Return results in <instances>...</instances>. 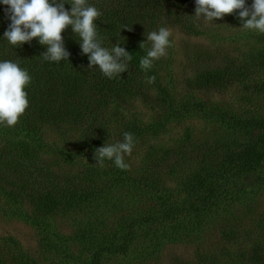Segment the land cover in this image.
Instances as JSON below:
<instances>
[{
  "label": "trees",
  "instance_id": "obj_1",
  "mask_svg": "<svg viewBox=\"0 0 264 264\" xmlns=\"http://www.w3.org/2000/svg\"><path fill=\"white\" fill-rule=\"evenodd\" d=\"M249 1L246 4L250 7ZM70 3L71 0H66L64 4L68 11ZM87 3L102 13L95 21L102 46L111 49L119 42L132 54L128 70L121 76L108 79L98 67L88 69V57L81 54L79 37L71 26L62 33L70 53L68 61L43 60L40 55L47 49L36 38L19 47L11 45L4 38L11 23L6 14L8 6L0 2V62H18L32 78L25 88L29 100L25 114L13 127L0 126V214L21 220L36 230L42 240L41 253L53 252L58 256L49 264H64L65 257L81 260L85 254L89 258L86 264H97L105 254L126 251L138 227H151L155 223L166 224L164 235L174 236L181 230L189 237L210 219H224L226 214H233L229 203L223 200L236 199L243 189L231 184V180L251 171L258 181L263 177L264 117L253 119L248 140H241L245 133L243 119L228 122L215 109L183 101L163 81L171 71L164 60L172 57V53L168 51L166 57L154 61L148 71L140 67V59L151 48V42L146 41L151 31L167 27L189 36L209 38L216 30V21L205 22L193 16L195 0H87ZM228 16L239 20L237 14ZM142 41L143 49L139 47ZM194 55L188 59L198 57ZM228 70L229 65L217 71L206 69L189 84L194 89L218 87L216 77L222 80L237 75ZM151 76H155V82L149 84L146 77ZM145 87L159 95L166 110L165 118L181 117L198 109L204 116L220 118L230 126L227 131L230 134L232 130L233 144L217 141L203 145L206 150L214 147L216 166L212 152L204 151L195 163L208 162L209 166L192 165L186 169L182 163L193 159L180 148L172 151L175 158L166 171H160L166 151L151 160L139 175L121 170L109 160H105L102 168L95 165V149L108 143L113 134L112 143L122 141L125 132L134 134L136 140L157 132L163 124L162 120L143 124L125 117V104L140 96ZM52 132L57 139L51 138ZM50 153L56 154L54 161L47 159ZM163 174L181 177L187 197L184 203L177 206L179 194L165 186ZM59 215L73 216L68 235L58 230L55 220L61 218ZM227 227L222 231L225 237L232 234ZM4 240L0 264H39L17 239ZM263 247H254L252 257L262 256Z\"/></svg>",
  "mask_w": 264,
  "mask_h": 264
},
{
  "label": "rangeland",
  "instance_id": "obj_2",
  "mask_svg": "<svg viewBox=\"0 0 264 264\" xmlns=\"http://www.w3.org/2000/svg\"><path fill=\"white\" fill-rule=\"evenodd\" d=\"M249 3L251 6L253 0ZM215 21L216 30L209 38L201 35L189 36L179 29H171L173 46L171 50L167 49V53L168 51L169 54L172 53V57L167 56L164 60L166 65L171 67V71L163 81L169 83L173 92L183 101L196 102L208 109H215L224 114L228 122L243 119L245 133L241 140H248L251 121L264 117V34L244 29L240 20L228 15L223 19L214 20V23ZM193 54L198 57L188 59ZM225 65H229L228 73L234 71L237 75L227 76L222 80L216 77V81L220 83L218 87L194 89V86L189 84L201 71L206 69L217 71ZM125 109L126 119L135 118L143 124L163 121L157 132L137 138L131 155L125 156L124 159L129 165L128 170L132 175H139L151 160L165 151L163 168L161 167L160 171H166L175 158L172 151L178 148L193 159L191 162L187 160L182 163L186 169L192 165L209 166L208 162L195 163L204 151L212 152L211 159L216 166L217 154L214 147L206 150L203 145L217 144V141L218 144L223 141L233 144L232 130L230 134L227 131L231 129L230 126L227 127L220 118L218 120L204 116L205 113L198 109L181 117L165 118L166 110L163 103L150 87H145L140 96L126 103ZM50 136L52 139L58 138L54 133ZM114 140L113 134L108 143ZM217 149L221 150L219 147ZM55 155L50 153L47 159L54 161ZM186 169L184 173L187 172ZM261 169L263 177L260 181L253 171L245 172L230 181L231 184L233 182L235 186L243 189L236 199L231 197L229 200H223L229 203L234 215L228 213L224 219L212 218L202 225L201 230L196 229V233L189 237H185L181 230L174 236L164 235L165 223H155L146 228L138 227L126 251L105 254L97 264H264V247L262 256L252 257L254 247L264 246V165ZM162 176L165 186L178 192L177 206L184 203L187 197L180 181L181 177L175 175L172 177L171 174ZM59 217L61 218L55 220L58 223V230L61 234L68 235L72 229L70 219L73 216ZM225 226L232 232L229 237L222 234ZM8 237L17 239L23 250L39 260V264H49L58 259L53 252L41 253L42 240L32 226L0 214V246L6 242L4 238ZM73 252L75 255L78 253L76 247L73 248ZM81 258L77 260L65 257L62 262L64 264L88 262V255L85 254Z\"/></svg>",
  "mask_w": 264,
  "mask_h": 264
},
{
  "label": "clouds",
  "instance_id": "obj_3",
  "mask_svg": "<svg viewBox=\"0 0 264 264\" xmlns=\"http://www.w3.org/2000/svg\"><path fill=\"white\" fill-rule=\"evenodd\" d=\"M8 6L6 14L11 23L4 32V38L16 47L30 43L34 38L46 46V52L41 53L45 61H68L67 51L62 33L71 26L72 32L79 37L81 54L88 57V69L98 67L108 79L121 76L128 70L132 54L117 42L111 49L102 46V38L98 35L95 21L102 15L95 6L87 0H71V11L65 9L66 0H0ZM195 15L197 20L205 22L223 19L225 15L237 14L244 29L264 34V0H253L249 7L246 0H195ZM128 30H131L129 27ZM173 33L167 27L151 31L146 41L151 42V48L140 59V67L148 71L154 61L167 56V49L173 46L170 39ZM145 42L139 47L144 48ZM31 76L22 69L18 62L5 60L0 62V126L13 127L29 107L28 94L25 88L31 84ZM149 84L155 82V76L146 77ZM136 140L134 134L123 133V140L112 144L105 143L96 148L95 165L104 167L105 160L113 161L121 170H127L129 165L125 156L131 155Z\"/></svg>",
  "mask_w": 264,
  "mask_h": 264
}]
</instances>
